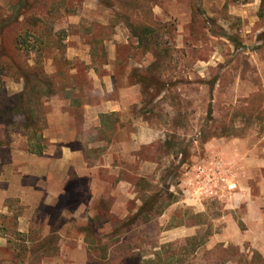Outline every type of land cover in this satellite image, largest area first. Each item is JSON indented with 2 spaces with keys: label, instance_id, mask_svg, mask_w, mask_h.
<instances>
[{
  "label": "rangeland",
  "instance_id": "374dc122",
  "mask_svg": "<svg viewBox=\"0 0 264 264\" xmlns=\"http://www.w3.org/2000/svg\"><path fill=\"white\" fill-rule=\"evenodd\" d=\"M19 1L0 0V21L14 13ZM115 10L113 0H26L19 7L18 21L0 32V106L13 102L24 89L18 67L37 71L42 78L54 82V97L60 98L62 104L96 101L100 94L93 91L91 68L101 75L110 52H118L126 61L130 59V73L135 70L162 83V90L155 86L144 88L140 83L139 112L143 119L162 127L165 138L141 145L136 152L139 166L137 159L134 165L126 156L125 171L118 178L108 171L102 173L109 181L110 195L103 205H95L103 220L93 223L100 233L99 244L87 252V264H264L261 254L252 249L241 252L236 245L223 242L210 249L206 246L210 235L221 234L227 227L222 215L229 196V189L222 188L228 183L221 180L229 168L227 159L209 156L206 140L264 135V117L232 118L228 111L229 107L235 112L245 106V98L255 92L264 95L261 0H152L155 18L166 26L141 43ZM119 62V68L124 69V61ZM54 97L41 100L45 119L38 124L36 135L33 128L23 127L21 115L12 116V124L4 123L0 117V137L5 145L28 148L30 138L35 140L42 134L47 150L43 134L51 104L57 100ZM135 111L138 110H130L132 116H136ZM111 118L108 117L110 122ZM222 119H226L225 125ZM92 134L94 139L101 137L102 144L108 140L107 146L112 141L111 130ZM144 161H154L156 165L143 167ZM200 166L217 172L216 180H220L215 193L207 191V175L198 172ZM120 178L134 184L141 205L155 197L147 221L143 216L130 221L137 212L136 203L116 204L117 195L112 196L111 191ZM76 193L81 200L90 195L82 184ZM187 197L199 199L204 210L197 211V205L177 204ZM69 204L73 208L75 201ZM50 211L55 218L56 212ZM85 213L83 209L79 215L83 217ZM9 223L14 224L12 219ZM183 224L201 226L194 236L169 240L171 233L166 232L173 228L179 235ZM238 224L243 227L239 219ZM116 228L119 231L113 233ZM11 235L20 240L22 250L1 255L10 264H36L38 257L24 251L27 246H23L19 232L12 231ZM37 249L33 247L31 251ZM149 258L155 260L147 263Z\"/></svg>",
  "mask_w": 264,
  "mask_h": 264
},
{
  "label": "crops",
  "instance_id": "0c3cea01",
  "mask_svg": "<svg viewBox=\"0 0 264 264\" xmlns=\"http://www.w3.org/2000/svg\"><path fill=\"white\" fill-rule=\"evenodd\" d=\"M124 58L118 52H110L101 75L94 67L91 68L93 91L100 94L98 100L62 104L60 98L54 97L57 100L51 104L43 134L48 149L42 155L31 153L28 148L0 146L1 264H10V260L3 257L2 253L22 250L18 244L20 240L11 235L12 231L19 232L23 237V246H27L25 252H32L33 247H39L37 251L41 257L37 258L36 264H61L64 260L67 261L63 264H87V252L92 247L86 240L83 228L90 225L92 218L101 215L95 205H103L104 199L110 195L109 181L102 177V173L108 171L118 178L125 171L126 156L133 163L137 159L136 164L139 166L140 157L136 152L141 145L151 144L164 137L162 127L140 117L142 86L130 80L129 67L132 64L129 63L130 59L127 62ZM119 61H124V69L119 68ZM131 109L138 110L135 111L136 116H132ZM111 116L110 122L108 117L110 119ZM128 124L132 127L127 128ZM109 130L112 133L109 146L108 140L102 144L101 137L94 139L92 132L100 134ZM262 141L264 135L254 138L249 134L210 137L206 140L209 156L225 157L229 167L224 177L228 185L222 186L229 189L224 207L227 210L222 215L227 227L221 234L210 235L206 244L209 249L220 242L232 243L241 252L252 249L264 258ZM155 165L154 161H144L143 167L154 168ZM81 184L90 194L85 200L76 196ZM115 193L116 204L124 205L131 201L140 207L141 201L130 180L118 179L111 195ZM71 200L75 201L73 208L69 207ZM178 203L182 206L185 203L197 205V211L204 210V204L199 199L187 197ZM83 209L86 213L82 217L79 213ZM50 210L56 212L55 218ZM168 215L169 211L165 216ZM11 219L15 225L10 226ZM238 219L243 227L238 224ZM200 226L183 224L179 235L173 228L166 234L171 233L169 240L178 236H194ZM95 230L99 237L98 228Z\"/></svg>",
  "mask_w": 264,
  "mask_h": 264
},
{
  "label": "trees",
  "instance_id": "16d2710c",
  "mask_svg": "<svg viewBox=\"0 0 264 264\" xmlns=\"http://www.w3.org/2000/svg\"><path fill=\"white\" fill-rule=\"evenodd\" d=\"M25 1L26 0H20L14 13L0 21V32H2L9 24L18 21L19 16L21 15L19 7L25 3ZM113 2L116 6V15L119 16L121 21L125 23L132 35L138 38L140 43L143 41V38L147 37L149 34L166 26L164 23L155 18L152 10V0H113ZM260 15H264V0H261ZM24 38V35L20 36L19 40L21 41ZM1 55L2 54H0V56ZM17 71L19 72V75L24 78V89L18 94L16 97L17 99L13 102H10L9 104H2L0 106V117L4 123L12 124V116L21 115V123L23 127L26 129L33 128L34 134L36 135L39 130L38 124L45 119L44 114H42L43 104H41V100L43 97L55 96V83L51 82V80L42 78L40 73L37 71L32 72L21 67H18ZM131 77L135 82L142 83L144 88H148L150 86H155L159 89L162 88V83L156 80L154 76L147 77L134 70L131 73ZM245 101V106L238 107L235 112H233V107L228 108V111L231 112L232 118L239 115H242V117L244 116L246 119H252L253 117L261 119L264 117V95L261 92H255L252 96L245 98ZM225 123L226 119H222V125H225ZM41 140L42 134L36 136L35 140L30 138L28 151L37 155H42L46 149L45 145H43V140ZM3 145H5V142L0 137V146ZM181 155L182 157L184 156L182 152ZM155 201V197L144 200L143 204L138 208L137 212L133 215V218H131L130 221L133 223L137 219H140L141 216L144 217V221H147L149 219L148 213H150V211L154 208ZM99 219L103 220L101 215L96 218H92L90 220V225L83 228V230L86 231V240L90 244V248L95 247V245H97L96 243H98L99 238L96 235L93 222L94 220ZM117 231H119L118 228H116L113 233H116ZM32 252L33 257H39L37 250ZM155 258L157 259V256ZM155 258H149L146 262L151 263L155 260Z\"/></svg>",
  "mask_w": 264,
  "mask_h": 264
},
{
  "label": "built area",
  "instance_id": "2783aa9c",
  "mask_svg": "<svg viewBox=\"0 0 264 264\" xmlns=\"http://www.w3.org/2000/svg\"><path fill=\"white\" fill-rule=\"evenodd\" d=\"M211 171H207L206 168H204L202 166L198 167V172H200V173H205L206 172V175H207L206 176V178H207V182H206L207 183V191L210 194H213V193H215L214 189L217 188L218 185H219L217 180H220V179L218 178L216 180V176H218V175H215V174H217V172L216 171L211 172ZM221 180L225 181V178L222 177ZM206 183H205V185H206Z\"/></svg>",
  "mask_w": 264,
  "mask_h": 264
}]
</instances>
